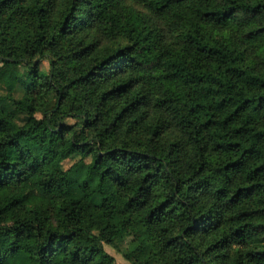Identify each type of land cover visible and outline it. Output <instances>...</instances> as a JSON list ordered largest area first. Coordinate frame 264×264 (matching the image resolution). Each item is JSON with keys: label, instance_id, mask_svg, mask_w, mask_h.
Wrapping results in <instances>:
<instances>
[{"label": "trees", "instance_id": "trees-1", "mask_svg": "<svg viewBox=\"0 0 264 264\" xmlns=\"http://www.w3.org/2000/svg\"><path fill=\"white\" fill-rule=\"evenodd\" d=\"M2 190L0 264H264V0H0Z\"/></svg>", "mask_w": 264, "mask_h": 264}, {"label": "rangeland", "instance_id": "rangeland-1", "mask_svg": "<svg viewBox=\"0 0 264 264\" xmlns=\"http://www.w3.org/2000/svg\"><path fill=\"white\" fill-rule=\"evenodd\" d=\"M41 69H42L43 71H48V70H49V62H48L47 60H43V61H42V63H41ZM77 159H78V158H76V159H72V160H68V161L65 163V165H64L65 168L70 167L71 164H73ZM33 183H34V179H31L29 182H27L26 184L23 185V188H24V189H29V188L32 187ZM6 192H7L6 190H2V191H0V197L3 196V195H5ZM37 201L45 203V202L48 201V196H45V195H42V194H41V195H39V196L37 197ZM126 246H127V244H123V245H119L118 247L115 248V247H112V246H108V245H106L105 248H106V250H107L111 255H113V256L116 258V260H117V262H118L119 264H131V263L128 262V261L124 258V256H123V251L125 250Z\"/></svg>", "mask_w": 264, "mask_h": 264}]
</instances>
